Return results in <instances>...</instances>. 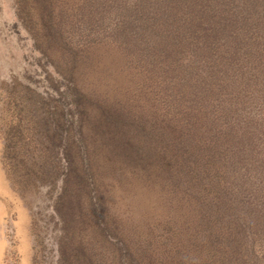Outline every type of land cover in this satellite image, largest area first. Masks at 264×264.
<instances>
[{
	"label": "rangeland",
	"instance_id": "1",
	"mask_svg": "<svg viewBox=\"0 0 264 264\" xmlns=\"http://www.w3.org/2000/svg\"><path fill=\"white\" fill-rule=\"evenodd\" d=\"M104 1L0 0V264L55 260L49 243L56 230L48 218L55 189L34 175L60 128L68 141L80 135L95 148L111 221L122 237L135 240V254L151 264H178L188 253L186 264H264V96L252 99L246 115L260 121V131L238 169L211 162L204 183L170 177L164 189L142 175V163L123 172L104 155H113L104 145L118 130L103 137L91 131L95 104H113L132 116L142 104L150 117L158 96L152 75L140 71L135 54L111 34L121 7ZM153 172L155 181L165 179L160 169ZM221 188L228 190L220 195L225 211L216 204Z\"/></svg>",
	"mask_w": 264,
	"mask_h": 264
},
{
	"label": "trees",
	"instance_id": "2",
	"mask_svg": "<svg viewBox=\"0 0 264 264\" xmlns=\"http://www.w3.org/2000/svg\"><path fill=\"white\" fill-rule=\"evenodd\" d=\"M106 4L121 7L120 24L111 34L135 54L140 71L152 75L158 96L150 105L155 114L150 117L142 104L136 105L135 116L113 104H95L98 112L91 131L96 128L103 137L118 130L104 145L113 154L105 153L106 158L119 163L123 172L142 163V175L161 189L170 177L188 176V183L198 179L204 183L211 162L241 167L260 131V121H248L246 115L252 99L264 96V0H109ZM66 134L60 128L56 141L35 163L39 173L34 178L55 189L48 199V218L56 230L49 243L55 259L50 264H151L131 250L135 240L122 237L111 221L104 172L92 153L95 148H89L80 135L71 134L68 141ZM124 135L128 138L122 140ZM153 166L157 173L163 171L158 176L165 179L155 181ZM209 176L212 181L214 176ZM176 184L177 192L180 182ZM224 192L226 196L228 190L221 188L216 202L223 211ZM190 260L188 253L178 264Z\"/></svg>",
	"mask_w": 264,
	"mask_h": 264
}]
</instances>
